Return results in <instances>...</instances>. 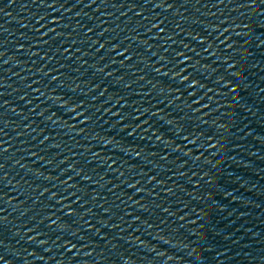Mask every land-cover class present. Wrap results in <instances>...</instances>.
Segmentation results:
<instances>
[{"label": "snow or ice", "instance_id": "obj_1", "mask_svg": "<svg viewBox=\"0 0 264 264\" xmlns=\"http://www.w3.org/2000/svg\"><path fill=\"white\" fill-rule=\"evenodd\" d=\"M12 2V0H9V3H11ZM42 2H43V0H42ZM163 29H161V31H162ZM0 131H2V129H0ZM0 143H3V141H0ZM3 167V165H0V168H2ZM68 243H71L70 241H68ZM74 247V246H73ZM4 258L2 257V256H0V260H3Z\"/></svg>", "mask_w": 264, "mask_h": 264}]
</instances>
